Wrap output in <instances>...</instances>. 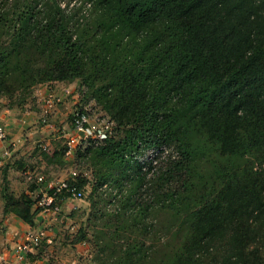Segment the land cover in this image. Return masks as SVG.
I'll return each instance as SVG.
<instances>
[{
	"label": "trees",
	"instance_id": "obj_1",
	"mask_svg": "<svg viewBox=\"0 0 264 264\" xmlns=\"http://www.w3.org/2000/svg\"><path fill=\"white\" fill-rule=\"evenodd\" d=\"M89 1L98 35L86 27L73 39L58 25L63 37L59 58L39 65L16 50L10 70L0 72V82L16 83H2L3 91L50 80L102 79L111 91L98 97L128 128L119 140L103 146L108 137L99 146L78 151L77 157L84 160L100 147L105 160L120 164L133 151L172 145L177 160L170 161L155 185L161 189L173 175L186 177L179 194H156L158 201L168 195L176 221L183 218L185 224L169 229L170 243L150 250L142 242L121 244L118 233L126 230L116 227L96 262L264 264V0ZM30 18L25 12L16 15L11 42L16 43ZM92 39L99 45L97 53L90 47ZM158 110L165 113L162 121ZM203 143L220 157H239L244 166L226 171L210 193L196 196L186 191L192 188L190 173L203 154ZM77 176L67 178L83 189ZM32 204L26 195L19 201L18 214L30 226Z\"/></svg>",
	"mask_w": 264,
	"mask_h": 264
},
{
	"label": "rangeland",
	"instance_id": "obj_2",
	"mask_svg": "<svg viewBox=\"0 0 264 264\" xmlns=\"http://www.w3.org/2000/svg\"><path fill=\"white\" fill-rule=\"evenodd\" d=\"M91 5L89 0H0V72L4 69L10 70L14 61L13 53L16 50L19 56L39 65L58 59L63 45L61 42L63 37L58 25L73 39L80 32H84L86 27L90 33L97 36L98 31H95L93 23L96 11L92 10ZM22 12L31 18L27 27L19 30V37L14 44L11 42V32L16 26H14L16 15ZM89 44L95 53L99 51V45L94 39ZM86 77L88 74L85 75ZM92 77L93 75L85 81L84 76L83 79L75 78L71 82L50 80L28 89H13L8 93L3 91L1 84L4 83L9 87L16 82L7 79L5 82H0V99L10 107H20L26 101H32L33 93L37 89H40L41 96L50 90L65 97L64 100L62 98L55 102L48 116V122L43 123V125L54 124V128H57V137L50 143L47 140L37 143V149L29 156L30 161L26 170L41 173L46 180H55L67 178L72 168L77 165L76 173L84 183V195L81 200H70L68 205L72 211L67 216L74 228L71 229L69 226L66 229L73 230L71 238L76 236L84 239L82 240L84 242L80 241L76 264H98L96 257L100 256L102 249H106V242L113 235L112 232L116 227L126 230L125 233H118L119 237L116 241L121 244L142 242L143 246L150 250L149 247L152 245L160 248L172 241L169 229L185 225L183 218L176 221L175 215L168 206V195L162 194L159 201V197L156 198V194L160 192L176 191L179 194L182 191L180 184L186 179L182 174L173 175L171 181L161 189L155 185L170 161L177 160V150L174 146L163 144L138 152L133 151L132 158L130 153L120 164L105 160L98 152L100 147L87 152L84 160L78 162H75L78 159L74 160L73 156L64 155V135L70 125V115L72 111L79 109L80 105L88 106L92 120L105 118L113 122V131L103 146L122 138L128 128L124 121L120 122L115 117L116 110H111L106 105L105 99L98 97L103 90L111 91V87H108L109 83ZM84 82H88L89 85L84 86ZM82 88L85 92H82ZM157 112L158 121H162L164 111ZM196 137L200 141H205L201 134L196 133ZM40 143L47 149L42 150L39 147ZM203 144V154L193 164L190 173L192 188L189 192L186 191L196 196L210 193L212 188L222 181L221 175L226 174V171L230 172L235 166L240 165V168L244 166V160L239 157L233 159L220 157L211 146ZM160 147H163L162 152L159 151L156 157L152 158L148 151ZM254 167L258 168L257 164L254 163ZM99 181L103 183L97 185ZM166 186L171 189L167 190ZM155 201L158 203H154ZM162 201L163 205L160 204ZM194 205L190 203V207ZM195 208L197 209V206ZM69 242L73 248L77 245L72 239H69Z\"/></svg>",
	"mask_w": 264,
	"mask_h": 264
},
{
	"label": "crops",
	"instance_id": "obj_3",
	"mask_svg": "<svg viewBox=\"0 0 264 264\" xmlns=\"http://www.w3.org/2000/svg\"><path fill=\"white\" fill-rule=\"evenodd\" d=\"M33 97L32 101H26L20 107L6 106L0 99V124L7 133L6 140L0 141V153L4 149L10 152L4 160V165L0 166V264H21L15 256L16 245L23 241L24 234L30 229L44 227V239L38 248L29 254L31 264H76V254L81 244L76 243L73 248L69 242L73 230H66L69 226L74 228L73 225L71 227L67 216L72 211L68 205L70 199L62 202L64 216L53 219L42 214L33 202L30 207L32 226L18 214L19 201L23 196L28 195L33 201L35 187L32 186L35 185L27 180V175L36 171L26 170L29 156L37 149V143L45 140L50 143L57 137L54 124L43 125L39 121L40 89L34 91ZM59 98L64 100L65 97ZM29 151L30 153H27ZM68 209L70 211L66 212Z\"/></svg>",
	"mask_w": 264,
	"mask_h": 264
},
{
	"label": "built area",
	"instance_id": "obj_4",
	"mask_svg": "<svg viewBox=\"0 0 264 264\" xmlns=\"http://www.w3.org/2000/svg\"><path fill=\"white\" fill-rule=\"evenodd\" d=\"M84 89L82 88V92ZM54 92L48 90L39 100V121L48 122V116L54 108L56 101L60 98ZM113 131V122L105 118L94 121L90 118V109L88 106H81L79 109L72 111L70 115V125L65 133V156H73L78 159L75 162L83 160V157H77V153L84 152L89 147H96L103 144L104 140L110 137ZM7 133L5 128L0 124V141L6 140ZM42 150L46 146L39 144ZM163 147L150 149L148 151L152 158H155ZM10 155L9 150L4 149L0 153V166L4 165V160ZM78 164V163H76ZM77 165L72 168L70 179L75 180ZM69 178H59L46 180L41 173H28L27 180L35 185L33 192V202L36 208L48 216L49 219L64 216L62 211V202L67 199L81 200L83 198V189H78L74 183L69 182ZM71 227H73L71 225ZM46 228L30 229L24 234L23 241L16 245L15 256L21 264H31L29 254L38 248L45 237Z\"/></svg>",
	"mask_w": 264,
	"mask_h": 264
}]
</instances>
